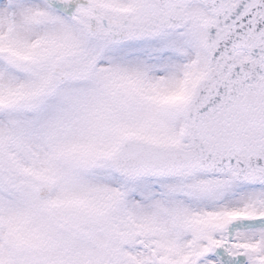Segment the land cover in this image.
<instances>
[{
	"label": "snow or ice",
	"instance_id": "obj_1",
	"mask_svg": "<svg viewBox=\"0 0 264 264\" xmlns=\"http://www.w3.org/2000/svg\"><path fill=\"white\" fill-rule=\"evenodd\" d=\"M0 264H264V0H0Z\"/></svg>",
	"mask_w": 264,
	"mask_h": 264
}]
</instances>
